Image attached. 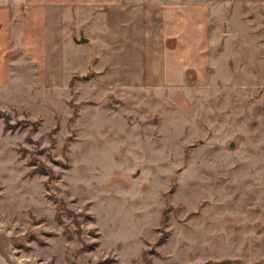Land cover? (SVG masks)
I'll return each mask as SVG.
<instances>
[{"label": "rangeland", "instance_id": "374dc122", "mask_svg": "<svg viewBox=\"0 0 264 264\" xmlns=\"http://www.w3.org/2000/svg\"><path fill=\"white\" fill-rule=\"evenodd\" d=\"M177 1L2 24L6 264H264V0Z\"/></svg>", "mask_w": 264, "mask_h": 264}, {"label": "crops", "instance_id": "0c3cea01", "mask_svg": "<svg viewBox=\"0 0 264 264\" xmlns=\"http://www.w3.org/2000/svg\"><path fill=\"white\" fill-rule=\"evenodd\" d=\"M146 3H148V0H0V36L4 35L2 32L3 31L2 24L8 22L11 23V21H16V19L22 15L21 8H24L26 10L25 11L26 13H30V17L34 18L33 21L35 23H42V24H44V21L48 16L56 17V18L59 17L61 18L60 22L64 24L66 23V18H68L70 15L72 17L71 20L72 23L73 22L91 23L95 20L96 17H100L99 20L102 21L103 15H106L107 17L106 9L108 8L114 9V12L123 14L125 17H127L125 19L123 16L121 22L129 21L132 23V19L134 18L136 19V17H139L138 21L141 22L142 20L141 15H143L144 17L147 15L149 17L155 13H158L152 10V15H149L151 11L150 13L149 12L146 13L144 11H138V10L137 12H135L132 9L142 5L145 6ZM160 4L161 2H153V6H157ZM59 8H68V9L66 10L67 11L66 13H61ZM83 8H85L86 10ZM95 8L99 9L98 13L95 12L96 10ZM200 13L201 11L198 10L197 7L196 9L187 8L186 4H182L180 3V1L175 0L172 4L167 5L165 8L160 10L158 14L164 18V21H166L167 18L168 23L170 22L175 23V26L170 28L172 29L173 32L172 34L167 35L168 38L176 37V39H181L180 36H182V38L184 39V37L186 36V33H184V31H185L187 19L190 18L191 16L196 17ZM16 27H14L15 33H17L16 31L18 29V25H16ZM43 29L44 27L40 25L38 28L32 29L31 31L35 32L36 35L37 34L40 35V33L42 32V36H43V31H44ZM9 30L10 29L7 28V31ZM143 37L146 38L147 35L146 36L143 35ZM178 44L179 41L178 42L176 41V46H178ZM6 51H8V49L4 46L3 50L1 51L2 58L5 57V55H7ZM166 76L165 79L170 82L168 77L171 76L170 75L169 76L166 75ZM184 78H185V74H184Z\"/></svg>", "mask_w": 264, "mask_h": 264}, {"label": "water", "instance_id": "95a60500", "mask_svg": "<svg viewBox=\"0 0 264 264\" xmlns=\"http://www.w3.org/2000/svg\"><path fill=\"white\" fill-rule=\"evenodd\" d=\"M77 43H87L89 40L87 37L81 36L79 39L74 38Z\"/></svg>", "mask_w": 264, "mask_h": 264}, {"label": "bare ground", "instance_id": "6f19581e", "mask_svg": "<svg viewBox=\"0 0 264 264\" xmlns=\"http://www.w3.org/2000/svg\"><path fill=\"white\" fill-rule=\"evenodd\" d=\"M0 264H6V261L3 259L2 256H0Z\"/></svg>", "mask_w": 264, "mask_h": 264}, {"label": "trees", "instance_id": "16d2710c", "mask_svg": "<svg viewBox=\"0 0 264 264\" xmlns=\"http://www.w3.org/2000/svg\"><path fill=\"white\" fill-rule=\"evenodd\" d=\"M57 213H58V211L55 212V217H58V216H57Z\"/></svg>", "mask_w": 264, "mask_h": 264}]
</instances>
